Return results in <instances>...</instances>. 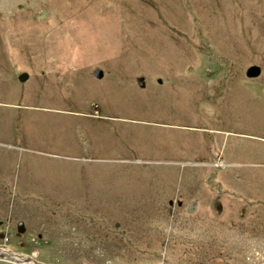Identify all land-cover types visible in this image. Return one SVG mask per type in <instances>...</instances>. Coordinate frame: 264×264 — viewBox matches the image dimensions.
Instances as JSON below:
<instances>
[{"label":"rangeland","instance_id":"rangeland-1","mask_svg":"<svg viewBox=\"0 0 264 264\" xmlns=\"http://www.w3.org/2000/svg\"><path fill=\"white\" fill-rule=\"evenodd\" d=\"M64 86L96 121L50 111L15 148L3 103ZM0 108L3 251L264 264V0H0Z\"/></svg>","mask_w":264,"mask_h":264},{"label":"crops","instance_id":"crops-1","mask_svg":"<svg viewBox=\"0 0 264 264\" xmlns=\"http://www.w3.org/2000/svg\"><path fill=\"white\" fill-rule=\"evenodd\" d=\"M65 81H66V84L69 82L68 77H66ZM64 87H65L64 89L59 88L60 91H58L57 89L56 92H54L53 90L50 91L48 89L45 91L43 90V88L42 89L40 88V90H38V93H36L37 95L34 93V94H28L27 96H25L24 104L21 103L22 108L17 107V102H20V96L14 97L10 101H5V103L7 104L3 103V106L5 109H7L6 107L11 108L13 112V114L11 113L13 115L12 119H10L11 117L9 116L8 120H5V122L6 124H8L7 121H9V123H13L15 125L14 128L12 129V134H11L12 144L13 146H15V148H18L19 150V149L34 147L33 145L30 146V144L27 142L25 144L18 142V141H21V135H20L21 127L22 128L28 127L32 129L31 126H35L38 123L41 124L40 122H42V120L48 115L47 113H49L50 111L71 112L76 117H84V118L89 119V121L91 122L96 121L95 119L99 115L98 116L92 115L90 113V110L87 109L88 104H85V102H82V105L78 107V109L76 108L78 105L74 106L73 103H71L70 105V102H75V101H73L74 100L73 98H70L69 93L67 91L68 87L66 86ZM3 100L4 99H1V101ZM40 117H44V118L39 120ZM103 117H111V116L103 114ZM85 124L93 125V123H90V124L85 123ZM218 133L220 134L221 132H218ZM24 137L26 139V136ZM0 142H3L1 133H0ZM167 195L168 194H165L163 197L166 198Z\"/></svg>","mask_w":264,"mask_h":264},{"label":"water","instance_id":"water-1","mask_svg":"<svg viewBox=\"0 0 264 264\" xmlns=\"http://www.w3.org/2000/svg\"><path fill=\"white\" fill-rule=\"evenodd\" d=\"M260 73H261V67L258 66V65H252V66H250L249 69H248V71H247L248 77H251V78H254V77L258 76ZM95 75L97 77H102L103 76V71L102 70H96L95 71ZM28 77H29V74L27 72H23L19 76V78H20L21 81H25ZM138 82H139L140 86H142V87L145 86V78L143 76H141V77L138 78ZM180 203H181V199L179 200V204ZM25 230H26V226H25L24 222L23 221H20L19 224H18L19 235L22 236L23 235V232ZM11 253H9L8 255H6L4 253L3 254H0V257L1 258H5L7 260L19 262L18 260H13L12 257H14V256ZM30 258H28V259H30ZM19 263H21V262H19Z\"/></svg>","mask_w":264,"mask_h":264},{"label":"bare ground","instance_id":"bare-ground-1","mask_svg":"<svg viewBox=\"0 0 264 264\" xmlns=\"http://www.w3.org/2000/svg\"><path fill=\"white\" fill-rule=\"evenodd\" d=\"M6 254L8 255L9 253H11L10 251H6V249L3 251L2 249H0V254ZM12 254V253H11ZM13 260H18L19 262H21V264H38L37 261L32 260L31 258L28 259L25 256H20V255H16L13 253Z\"/></svg>","mask_w":264,"mask_h":264},{"label":"built area","instance_id":"built-area-1","mask_svg":"<svg viewBox=\"0 0 264 264\" xmlns=\"http://www.w3.org/2000/svg\"><path fill=\"white\" fill-rule=\"evenodd\" d=\"M217 163H221V162H217Z\"/></svg>","mask_w":264,"mask_h":264}]
</instances>
